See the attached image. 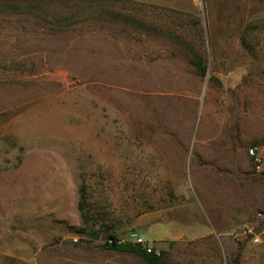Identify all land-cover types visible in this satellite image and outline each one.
Wrapping results in <instances>:
<instances>
[{
  "label": "rangeland",
  "instance_id": "374dc122",
  "mask_svg": "<svg viewBox=\"0 0 264 264\" xmlns=\"http://www.w3.org/2000/svg\"><path fill=\"white\" fill-rule=\"evenodd\" d=\"M130 231L264 264V0H0V264H145Z\"/></svg>",
  "mask_w": 264,
  "mask_h": 264
},
{
  "label": "trees",
  "instance_id": "16d2710c",
  "mask_svg": "<svg viewBox=\"0 0 264 264\" xmlns=\"http://www.w3.org/2000/svg\"><path fill=\"white\" fill-rule=\"evenodd\" d=\"M203 61L201 58L195 57L194 58V65L199 73V75L204 76L205 74V68L203 65ZM79 199L77 203V209L80 214V218L82 221V224L86 228H91V230L102 227L104 229L108 228V220L104 215L101 214H94L92 213V209L90 207V204H88V193L87 188L85 184H82L78 191ZM77 233V232H76ZM79 234H84V230H81L78 232ZM107 238L114 239L117 238V236L113 233L107 235ZM103 248L108 251H114L117 253H126L130 255H134L141 259L145 264H164L163 263V254L164 252H159V255L155 253V250H151L150 253H147L145 250H142L137 245H115V244H103Z\"/></svg>",
  "mask_w": 264,
  "mask_h": 264
},
{
  "label": "built area",
  "instance_id": "2783aa9c",
  "mask_svg": "<svg viewBox=\"0 0 264 264\" xmlns=\"http://www.w3.org/2000/svg\"><path fill=\"white\" fill-rule=\"evenodd\" d=\"M248 155L254 161V168L256 171H260L261 162L260 158L258 157L255 149H249ZM255 242H259L258 237H255ZM107 244H115V245H137L142 250H145L147 253H150L152 250V246L148 240H146L142 235H140L136 231H130L126 235L122 237H117L114 239L107 238L105 240ZM156 253V252H155Z\"/></svg>",
  "mask_w": 264,
  "mask_h": 264
},
{
  "label": "water",
  "instance_id": "95a60500",
  "mask_svg": "<svg viewBox=\"0 0 264 264\" xmlns=\"http://www.w3.org/2000/svg\"><path fill=\"white\" fill-rule=\"evenodd\" d=\"M100 235H101V230H97L95 233L91 234V238L95 241L99 240L100 238Z\"/></svg>",
  "mask_w": 264,
  "mask_h": 264
}]
</instances>
